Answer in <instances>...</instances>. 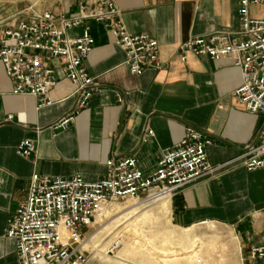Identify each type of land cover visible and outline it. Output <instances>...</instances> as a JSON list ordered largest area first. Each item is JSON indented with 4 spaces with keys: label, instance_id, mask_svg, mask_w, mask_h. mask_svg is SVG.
Returning a JSON list of instances; mask_svg holds the SVG:
<instances>
[{
    "label": "crops",
    "instance_id": "crops-1",
    "mask_svg": "<svg viewBox=\"0 0 264 264\" xmlns=\"http://www.w3.org/2000/svg\"><path fill=\"white\" fill-rule=\"evenodd\" d=\"M97 1L0 0V29L16 26L17 15L27 10L68 17L82 7H94ZM115 2L128 31L155 39L161 61L168 66L135 76L103 23L88 21V30L86 25L70 30V38L87 32L95 40L86 67L102 93L67 128L54 126L77 110L69 81L53 89L48 97L51 105L39 107L38 98L14 94L15 82L0 62V264H20L15 242L7 238L8 220L26 201L34 174L81 176L95 182L105 175L108 159L134 157L143 174L150 176L187 128L212 139L208 148L212 166L237 160L257 139L264 119L248 113L236 95L243 84L240 69L229 59L194 54L182 59L180 51V45L190 39L236 31L238 0ZM10 115L13 119L8 121ZM23 140L36 144L29 158L17 150ZM171 202L177 227L229 226L237 235L242 263L264 264V259H250L253 247L264 246V170L249 172L234 162Z\"/></svg>",
    "mask_w": 264,
    "mask_h": 264
},
{
    "label": "built area",
    "instance_id": "built-area-1",
    "mask_svg": "<svg viewBox=\"0 0 264 264\" xmlns=\"http://www.w3.org/2000/svg\"><path fill=\"white\" fill-rule=\"evenodd\" d=\"M238 3L236 31L190 39L180 45V51L182 59L194 54L231 60L243 79L237 97L248 113L264 119V18L252 15V7H264V0ZM16 18V26L0 29V62L15 82L14 94L38 98L39 107H45L51 105L48 97L61 81L67 80L73 87L77 110L59 121L56 130L67 128L102 93L86 67L95 40L87 32L70 38V30L84 25L88 30V21L103 23L124 51L126 64L135 76L168 66L161 61V47L155 39L128 31L115 0H98L94 7H82L68 17L27 10ZM49 61L57 62L56 66H49ZM12 119L10 115L8 121ZM212 144L206 133L187 128L183 139L165 151L157 171L150 176L143 174L134 157L108 159L105 175L95 182L81 176L34 174L26 201L8 220L7 238L15 242L20 264H88L84 244L104 208L128 201L153 205L167 196L172 200L234 162L249 172L264 170V120L255 143L231 163L212 166L208 160ZM17 150L29 158L36 144L23 140ZM250 259H264V246L253 247Z\"/></svg>",
    "mask_w": 264,
    "mask_h": 264
},
{
    "label": "rangeland",
    "instance_id": "rangeland-1",
    "mask_svg": "<svg viewBox=\"0 0 264 264\" xmlns=\"http://www.w3.org/2000/svg\"><path fill=\"white\" fill-rule=\"evenodd\" d=\"M253 15L263 18L264 9L254 8ZM159 202L153 205L141 203L139 213L128 215L129 217H124L129 212L127 211L116 217L104 215L101 220L97 219L98 225L91 229L88 237L97 234L101 238L99 250L103 252L94 251L90 245H85L90 260L88 264H117L121 258L126 260V237L132 238L140 249L152 251L154 259L160 264H164V257L172 255L173 251L185 254L194 249L199 251L200 258L206 264H243L237 235L229 226L206 223L180 228L173 223L171 212L159 220H137L142 213L156 207ZM128 204L129 201L117 206L125 208ZM169 252L170 254H166ZM127 261L131 264H156L153 259L148 258H130Z\"/></svg>",
    "mask_w": 264,
    "mask_h": 264
},
{
    "label": "bare ground",
    "instance_id": "bare-ground-1",
    "mask_svg": "<svg viewBox=\"0 0 264 264\" xmlns=\"http://www.w3.org/2000/svg\"><path fill=\"white\" fill-rule=\"evenodd\" d=\"M171 204H172L171 197L167 196V197L161 199L156 207L142 213V215L140 217H138L137 220L138 221L139 220H145V219L159 220L162 216L171 212ZM141 205H142L141 203L135 202V201H129V204L125 208H122V207L117 206V205H110V206L103 209L102 213L98 216L97 219L101 220L104 215L116 217V216H119V215H121L127 211H129V212L126 213L124 217L131 215V214L136 215L139 213V209L141 208ZM97 223H98V220H97ZM138 226H140V225H138ZM100 240H101V238L97 237V234H93L85 242L84 248H85V245L86 246L90 245L94 251L102 253L103 251L99 250ZM137 243H139V242H137ZM125 244L127 246V254H126L127 259H130V258L131 259L132 258H134V259L148 258L151 260L153 259L156 264H160L157 260L154 259L155 257L153 256L152 251H144V250L140 249V247L138 245H136V243L133 242L132 238L126 237ZM181 253L182 252H180V254H179L178 252L173 251L172 255L165 256L164 257L165 259L163 261L164 264H206L200 258L199 251H197L195 249L189 250V252H187L185 254H183L184 252L182 254ZM166 254H170V252L166 253ZM127 259L125 260V259L121 258L117 261V264H131L129 261H127ZM133 264H135V263H133Z\"/></svg>",
    "mask_w": 264,
    "mask_h": 264
}]
</instances>
